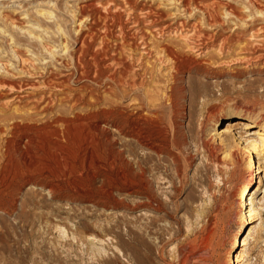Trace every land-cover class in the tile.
<instances>
[{
  "label": "rangeland",
  "instance_id": "rangeland-1",
  "mask_svg": "<svg viewBox=\"0 0 264 264\" xmlns=\"http://www.w3.org/2000/svg\"><path fill=\"white\" fill-rule=\"evenodd\" d=\"M114 18L123 23L127 43L135 44L143 83L138 82L143 87L133 97L120 100L106 91L110 74L119 70L110 58L129 61L131 52L123 47ZM92 26L102 36L106 28L115 36L108 39L109 60L85 78L89 66L81 61L83 52L89 44H94L91 52L102 51L101 38H91ZM169 51L202 68L183 74L170 101L174 71L166 58ZM100 72L99 85L93 80ZM89 85L102 95V107L131 111L142 108V102L146 114L159 111L160 118L147 123L160 125L170 139L168 148L158 156L136 144L132 156L136 166L146 153L154 157L143 165L150 171L158 208L107 212L87 202L52 200L39 186H23L16 193L17 210H0V264H63L67 258L68 264H264V146L253 155L259 170L254 168L256 176L245 193L253 166L240 148L241 143L259 145L264 137L262 122L244 128L264 117V0H0V117L45 121L51 114L43 110L51 106L72 114L75 103L67 96ZM85 94L96 100L89 91ZM117 123L108 127L109 139L115 154L127 158L134 140ZM223 141L231 142L228 151L217 150V160L212 159L205 147H224ZM230 152L237 161L226 157ZM35 200H47L64 213L59 218L54 213L46 223L35 214L50 210H21L23 201ZM121 214L143 241H132L122 226L116 229L123 232L116 246L112 235L95 239L81 226L93 216L110 226V217ZM189 244L198 247L197 254L182 248ZM116 247L122 249L117 259Z\"/></svg>",
  "mask_w": 264,
  "mask_h": 264
},
{
  "label": "bare ground",
  "instance_id": "bare-ground-1",
  "mask_svg": "<svg viewBox=\"0 0 264 264\" xmlns=\"http://www.w3.org/2000/svg\"><path fill=\"white\" fill-rule=\"evenodd\" d=\"M113 21H116V19ZM116 22L121 26V33L118 36L121 37L123 41V47H126L129 52H131L129 61L107 55V43L110 39H113L115 35L112 37L110 35L111 32H109L111 30L109 29L108 31L106 28V30L102 32L104 33L102 36L99 32H96L97 28L93 26L91 27V38L95 40L94 42L101 38L100 41L102 40V44H100L102 45V51L96 52L95 50V52H91L94 44H89L88 49L83 52L81 61H87L89 69L87 70V76L85 78H90L91 76H89V74L92 68H98L99 66L103 68L101 63L107 58L106 56H109V58L111 57L110 61H113L114 64L118 66L117 68V66L114 65L115 68L119 70L114 69V72L110 74L109 80L111 83L109 84V89L106 91L110 92L108 93L112 98L120 100L119 97L127 98L141 91L143 86L138 84L142 79V74L137 70V62L139 63L141 59H136L134 56V52H136L135 44L134 42L127 43V35L125 36L123 23H121L120 19ZM118 36H116V38H118ZM145 44L144 42V45ZM109 58L107 59L109 60ZM166 58L171 61L172 70L174 71L168 88L170 92L167 94L170 101L174 97L173 94L175 90L179 87L183 74L193 69L200 71L202 68L195 66L190 61H186L182 55L175 52L169 51ZM107 59L105 60L108 61ZM138 67L142 68V65ZM99 68L98 70H100ZM101 72L104 71L101 70ZM101 72L98 73V77H95L93 80L99 83V85L100 78L103 77ZM143 79H145V77ZM126 87L127 89H125ZM122 89L125 90L123 91ZM79 90H81V93L72 90L70 91V95L67 96L68 101L75 103L74 106L70 104V106H73L72 114H69V111L67 112L61 108V110L55 112V108L51 106L43 110L47 114H51V117L45 121L37 120L32 117H18L16 115L10 118L0 117V210H2V212H4V209L7 213L17 210L18 198H16V193L19 192L18 190L23 186L28 185L31 187L39 186L42 190H46L48 196H51L52 200H66L76 203L87 202L94 208L107 212L119 210L121 208L127 212L131 210L158 208L157 206L160 201H158V197L154 191L155 189H153L151 181L149 180V170L143 165L144 159L147 160V158L152 156L146 153V155H143L141 158V161L137 163V166L132 156L135 155L137 147L135 148L134 145L136 144L139 148H142V150L153 152L154 154L152 155L156 154L158 156L162 154L166 147L168 148L170 139L168 140L166 135L162 134L159 130L160 125L154 124L151 126V124L149 125L147 123L149 120L157 121V119L160 118L158 114L159 111H154L150 113V115L146 114L144 111L147 105L144 108L145 104L143 105L142 102L140 103L142 108L131 109V111H129L128 108V110H124L125 112L119 109L117 105L107 108L103 105V103L107 101H103L102 105L104 107H102L100 102V97L102 95L100 94L101 96H99V94H96L95 91L91 89L90 85L82 86ZM87 91H89L92 96H97L95 101L91 102L89 101V97V100L86 98L87 94L85 93ZM122 91L125 94L122 95ZM78 104L81 106L84 105L85 108L81 107L79 111H76L79 109L75 107ZM111 122H118L116 125L120 132L134 140L133 143H129L128 145L127 153L129 157L127 158L124 157L126 155H122V152H117V155L114 152V143L109 139L110 131L108 127ZM261 122L264 123V117L258 121L252 120L251 122L245 123L244 128H255ZM228 140L229 139L226 138V141ZM223 144L224 147L226 146V149L223 146L215 148L205 147L212 159L214 158L217 160L215 155L217 150L224 151V154L228 151L230 145L224 141ZM238 145H240V143ZM240 146H242L240 148L243 149L242 151H244V153H248L250 165L253 166V173L250 181L244 188L245 193L253 182L254 176H256L254 175L255 169L259 170V167H254L255 157L253 158V155L256 151L261 152L263 149L261 146H264V137L259 145L254 143L253 145L246 144L243 146V143H241ZM260 147L262 149H259ZM101 155L104 157L102 158ZM229 155L234 160L237 158L236 153L230 152L226 157ZM30 193L33 196L36 195L33 190ZM243 204H245L244 200ZM28 207L33 208L31 212H34L35 209L50 210L48 213L41 212L40 214H35L38 219L46 220V223L54 219V213L57 215L59 214L57 218L61 217L64 213V211L62 212V207H55L51 203H48L47 200H35L30 204L27 201L21 203V210H25V208ZM91 220L85 218L83 219L84 223H81L85 232L90 234L89 237L92 236L96 239L98 236L112 235L113 239L117 240L116 246H118L122 243L123 232H118L116 229L125 226L128 229L127 235L132 241H135V243L139 242V240L143 241L142 234L129 226V223L132 222L128 219L127 215L121 214L117 217L112 215L110 217L111 222L108 223L110 226H103L100 224L102 220L101 216H99L98 220L97 216H93ZM76 231H78V229ZM83 234V232L79 233L81 239L84 237ZM89 237L88 239H90ZM76 238L77 237L73 239ZM88 239L86 238L85 241ZM90 242V245L94 246L95 242H93V240ZM116 248L115 258L117 259L122 249L119 247ZM182 248L192 255L198 252V247H194L192 244L183 246ZM98 250L99 249H97V252ZM187 259L188 257L185 258V260ZM69 261L70 260L67 258L63 261V264H68Z\"/></svg>",
  "mask_w": 264,
  "mask_h": 264
}]
</instances>
